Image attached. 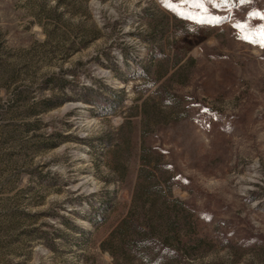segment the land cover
Segmentation results:
<instances>
[{
  "label": "rangeland",
  "instance_id": "rangeland-1",
  "mask_svg": "<svg viewBox=\"0 0 264 264\" xmlns=\"http://www.w3.org/2000/svg\"><path fill=\"white\" fill-rule=\"evenodd\" d=\"M261 17L0 0V264H139L122 223L158 214L191 264H264Z\"/></svg>",
  "mask_w": 264,
  "mask_h": 264
},
{
  "label": "trees",
  "instance_id": "trees-1",
  "mask_svg": "<svg viewBox=\"0 0 264 264\" xmlns=\"http://www.w3.org/2000/svg\"><path fill=\"white\" fill-rule=\"evenodd\" d=\"M153 219L155 221L150 220L152 222L144 230L135 225L124 226L125 223H122L121 227L126 228L123 229L124 233H128V236L122 239L127 244L123 251L127 252L126 261L129 262L131 257L139 264H191L188 259L179 256V252L186 249V243L177 239L169 245L168 239H165L166 234L159 230L161 224L165 230L171 231L170 218L158 214ZM156 221L159 223L156 224ZM119 250L118 247L110 250L115 264H122L121 259L115 255Z\"/></svg>",
  "mask_w": 264,
  "mask_h": 264
},
{
  "label": "snow or ice",
  "instance_id": "snow-or-ice-1",
  "mask_svg": "<svg viewBox=\"0 0 264 264\" xmlns=\"http://www.w3.org/2000/svg\"><path fill=\"white\" fill-rule=\"evenodd\" d=\"M181 3H188L191 2L197 6H200L202 3V0H180ZM222 2H227V0H222ZM241 2H245V0H241ZM165 3H168V0H165ZM262 19H264V17H261ZM261 46L264 47V42L261 43ZM203 111L207 112V109H203Z\"/></svg>",
  "mask_w": 264,
  "mask_h": 264
}]
</instances>
